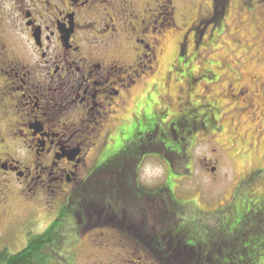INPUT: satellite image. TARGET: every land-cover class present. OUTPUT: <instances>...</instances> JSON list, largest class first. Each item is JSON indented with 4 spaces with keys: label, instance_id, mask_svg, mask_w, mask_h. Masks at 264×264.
<instances>
[{
    "label": "rangeland",
    "instance_id": "obj_1",
    "mask_svg": "<svg viewBox=\"0 0 264 264\" xmlns=\"http://www.w3.org/2000/svg\"><path fill=\"white\" fill-rule=\"evenodd\" d=\"M128 1L139 22L141 18L148 19L149 11L155 15V24L141 36L150 45V52L138 47L139 53L150 54L154 60L148 64L151 68L145 69V76L140 74L145 79L131 89V102L129 99L126 103L128 108L121 118L132 109L134 116L113 127L122 125V137L114 140L116 144L110 149H126L123 155L107 156V162L113 168L121 166L122 160H130L149 136L154 150L145 154L150 157L141 159L138 155L134 169L139 167V183L154 193L155 213H173L162 220L166 228L168 223L177 222L174 232L182 234L184 242L196 248L229 242L244 230L245 221L256 216L252 217L260 205L254 201L264 199V174L259 172L264 171V97L260 91L254 106H248L243 94L244 88L254 90L252 77L264 78V0H228L225 5L220 0ZM102 5L101 12L107 9ZM52 6L60 4L55 1ZM134 27L137 30L138 26ZM136 45L130 39L120 38L114 48L131 56ZM147 60L141 61L145 64ZM238 92L243 94L242 98L236 97ZM165 103L166 111L160 106ZM131 173L136 172L126 169L124 179L129 185ZM113 176L110 171L106 180L104 174L95 175L93 180L102 188L104 183L107 185L106 195L114 205L116 195L110 186L115 183L114 178L110 181ZM94 184H87L82 194L94 190ZM31 187L23 189L26 199L34 193L29 190ZM41 189L35 191L37 196L32 201V206L38 208L35 217L29 212L33 208L29 201H17L23 202L13 209L11 219L30 220L5 238L1 235L0 249L11 254L21 252L28 239L46 232L57 218L48 210L53 201H63L64 195L53 193L52 188ZM127 192H123V197L130 196ZM93 204L87 210L94 209L97 215L99 206ZM85 211L80 208L79 214L84 216ZM59 217L63 219V237L58 239L59 248L48 251L49 264H106L111 255L120 253L110 230L104 232L107 241L99 244L101 237L79 238L71 233L75 224L68 209ZM159 225L156 224V230L164 227ZM252 243L243 247L257 251ZM167 255L155 257V264H166ZM135 258H130L128 264H137ZM168 261L175 262L172 256ZM257 264H264V257H258Z\"/></svg>",
    "mask_w": 264,
    "mask_h": 264
},
{
    "label": "flooded vegetation",
    "instance_id": "obj_2",
    "mask_svg": "<svg viewBox=\"0 0 264 264\" xmlns=\"http://www.w3.org/2000/svg\"><path fill=\"white\" fill-rule=\"evenodd\" d=\"M55 1L60 6H52ZM78 1L0 0V238L30 220L11 219L13 209L23 202L19 199L32 206L35 191L52 188L64 198L53 201L48 212L58 218L68 209L74 236L94 235L103 244L104 232L115 234L120 253L111 255L106 264H128L134 256L137 264H145V259L155 264V257L185 253L186 243L166 231L162 221L166 217L160 220L155 215L154 193L136 177L138 155L150 157L145 154L154 150L149 136L121 166L113 168L106 157L123 155L126 149H110L122 137V125L113 127L134 116L132 109L121 118L131 102V89L145 79V69L154 60L139 53L138 47L150 52L141 36L156 18L149 11L148 19L139 22L128 0ZM102 4L107 8L103 12ZM120 38L137 44L131 56L114 48ZM142 58L148 59L145 64ZM251 84L254 90L244 88L243 93L248 106H254L260 91L264 97V78L252 77ZM243 94L238 92L236 97ZM160 106L166 111V103ZM126 169L136 172L131 173L130 185L123 183ZM110 171L114 172L110 181L115 180V204L110 203L104 183L105 188H98L103 194L82 204L86 215L81 216L71 197L94 184L95 175L104 174L106 180ZM29 186L34 193L26 199L23 189ZM125 190L130 196L123 197ZM254 202L260 205L257 212H264V199ZM93 203L99 206L97 215L94 209L87 210ZM36 209L37 205L30 209L31 217ZM159 223L164 227L156 230Z\"/></svg>",
    "mask_w": 264,
    "mask_h": 264
},
{
    "label": "trees",
    "instance_id": "obj_3",
    "mask_svg": "<svg viewBox=\"0 0 264 264\" xmlns=\"http://www.w3.org/2000/svg\"><path fill=\"white\" fill-rule=\"evenodd\" d=\"M220 1L225 5L228 0ZM223 7L224 6H221V8ZM124 178L125 177H123V183L126 185L128 180ZM100 187L101 186H97L94 188ZM113 187L114 185H112V188ZM99 192L101 193V189H89L87 194H82L84 193L83 190L72 196L71 202L73 203L76 212H79V209L85 201L96 200L93 197L98 195ZM167 214L173 216V213H169V211L166 210L165 212L156 211L155 213L160 220L164 217H166L167 220ZM60 217L50 225L46 232L37 237L28 239L26 247L21 252L11 254L6 249H0V264H49L51 259L48 251L51 249L53 250V248H59L61 241L58 239H60L61 236L63 237L64 230L61 225L63 219H60ZM252 217L254 218L250 221H245V223L242 224L244 230L237 232L229 242L221 241L219 243H209L201 248L186 244V250L184 251L185 254L178 252L171 253L170 255L169 253L166 260L168 261L172 256L175 261L174 264H257L258 257H264V212H256ZM175 223L177 222H174L173 224L168 223L169 226H167L166 231L171 234H178L174 232L176 226L174 225ZM161 225L162 224H160V226ZM177 238L181 241L185 240L182 237V234H178ZM250 241H253L252 244L256 247L255 250L257 251L251 252L243 247L245 243Z\"/></svg>",
    "mask_w": 264,
    "mask_h": 264
},
{
    "label": "bare ground",
    "instance_id": "obj_4",
    "mask_svg": "<svg viewBox=\"0 0 264 264\" xmlns=\"http://www.w3.org/2000/svg\"><path fill=\"white\" fill-rule=\"evenodd\" d=\"M164 34H166V31L164 32Z\"/></svg>",
    "mask_w": 264,
    "mask_h": 264
}]
</instances>
